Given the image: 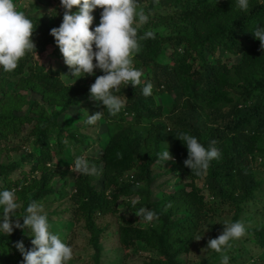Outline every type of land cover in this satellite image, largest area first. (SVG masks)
<instances>
[{
    "label": "trees",
    "instance_id": "trees-1",
    "mask_svg": "<svg viewBox=\"0 0 264 264\" xmlns=\"http://www.w3.org/2000/svg\"><path fill=\"white\" fill-rule=\"evenodd\" d=\"M142 1L138 7L148 20L137 28V37L145 31L154 35L139 40L140 50L132 59L134 67L147 69V77L135 87L122 84L114 92L127 99L118 114L109 115L98 101L91 104L92 82H79L88 75L65 84L57 70L45 69L36 59L48 47L58 50L48 34L58 27L56 21L25 14L35 26L31 36L35 49L20 58L14 71L0 69V153L18 150L8 147L15 138L22 141L20 149L25 152L0 164V189H15L20 204L13 218L22 223L19 218L32 200L40 202L45 212L51 203L68 198L74 223L89 233L94 264H100L99 238L105 230L96 225L95 215L117 214L119 200L127 212L145 207L158 215L143 227L126 219L121 222L117 229L121 251L125 254L140 243L154 254L143 264H181L177 258L189 252L204 224L228 213L229 222L239 221L241 215L253 222L249 208L261 204L264 196V181L259 178L264 172V50L251 34L255 25L264 24V0H250L247 11L238 10L236 0ZM159 30L168 32L162 35ZM164 46L170 50L169 60L160 62ZM217 48L239 57V62L232 66L211 62L205 54ZM147 82L153 90L145 97L141 89ZM23 92L31 94L30 99ZM159 94L173 98L164 114L153 98ZM24 104H29L28 113L21 116ZM88 107L104 110L100 120L107 140L100 156L88 160L97 173L75 172L72 191L67 193L68 178L54 160L64 158L65 148L84 146L90 138L82 134L84 127L63 128L60 120L74 108ZM177 131L194 135L205 148L215 141L220 158L210 162L203 174H193L183 164L187 150L175 138ZM162 144L174 158L165 173L187 181L185 188L150 201L149 186L159 176L152 167L161 166L157 152L165 147ZM59 176L64 183L55 190L52 181ZM201 178L210 200L195 183ZM133 196L138 198L135 203L129 199ZM54 212L46 213L49 223ZM253 227L246 228L247 236L240 242H230L225 252L228 264L248 258L249 244L264 247V225ZM26 233L27 229H14L8 236L0 233V264H22L14 244L22 241L25 250L32 247ZM204 264H220V254L213 250Z\"/></svg>",
    "mask_w": 264,
    "mask_h": 264
},
{
    "label": "clouds",
    "instance_id": "clouds-1",
    "mask_svg": "<svg viewBox=\"0 0 264 264\" xmlns=\"http://www.w3.org/2000/svg\"><path fill=\"white\" fill-rule=\"evenodd\" d=\"M249 4L250 0H236V7L240 11H247ZM59 6L63 9L61 23L51 28L48 34L64 65L75 79L93 75L94 69L100 71L102 75L96 76L94 83L89 86V98L100 102L109 115L118 114L127 99L114 92L122 84L135 87L141 83L142 71L134 67L132 58L140 50V39L153 38L151 31H145L143 37H137V28L147 22L148 15L138 7V0H59ZM73 8L76 11H71ZM94 9L102 11L98 25L90 30ZM34 29L32 20L17 9L14 0H0V69L4 72L14 71L20 58L35 49L31 39ZM251 34L264 50V24L255 25ZM152 90V83L147 82L141 94L148 97L152 95ZM104 110L88 115L85 124L93 125L99 121ZM175 138L187 150L184 166L195 175L206 172L210 162L221 156L220 150L214 146L215 141H210L205 148L194 135L186 131H177ZM162 145L165 147L157 152V163L161 165L174 160L167 145ZM71 168L82 175L98 171L82 155L75 157ZM19 207L15 189H0V233L8 236L14 229H27L26 234L31 237L32 247L27 250L22 241L14 244L22 257V264H67L72 259L73 249L51 230L43 205L36 200L30 201L24 210L25 214L19 218L22 223L13 218ZM135 216L146 223L158 220L155 211L145 207L139 208ZM245 234L246 226L241 221L225 222L222 232L216 238L209 239L206 248L220 254V264H228L229 257L225 252L231 247L230 242Z\"/></svg>",
    "mask_w": 264,
    "mask_h": 264
},
{
    "label": "rangeland",
    "instance_id": "rangeland-1",
    "mask_svg": "<svg viewBox=\"0 0 264 264\" xmlns=\"http://www.w3.org/2000/svg\"><path fill=\"white\" fill-rule=\"evenodd\" d=\"M146 0L142 1V4H145ZM14 3L18 10L23 11L25 14H29L34 17H38L43 21H56L57 26L61 23L63 9L59 6V0H14ZM75 9V8H73ZM72 9V10H73ZM56 15H55V13ZM102 9H94L93 10V21L90 25V30L92 27L98 25L100 12ZM55 15V16H54ZM160 34L165 35L168 31L159 30ZM170 50L167 46H164V51L160 58L158 59L160 62L165 60H169ZM206 58L211 62H215L219 60L221 63H225L228 66H232L239 62V57L232 56L224 52L222 49L217 48L213 54L206 52ZM36 59L39 60V63L45 69H52L54 71H58L60 79L65 84H73L75 77H71L70 70L64 65L62 57L58 50L51 49L48 47L41 56H37ZM142 77L141 83H143L147 77V69H141ZM102 75V73L98 70L94 69V74L89 77H84L79 82L87 83L88 81L94 83L96 76ZM79 79V78H78ZM123 87V86H120ZM7 89L12 90L11 85L7 86ZM30 99L31 94L22 93ZM26 98V99H27ZM154 100L157 105L162 106V113L166 112V107L169 103H172L173 98L168 97L167 95H154ZM91 104H95L96 101H93L89 98ZM31 104V102H30ZM27 106L29 104H24L21 111L18 112L19 115H27L28 109ZM96 112L95 110H91V107L86 109H72L70 116H66L64 119L60 120V125L63 128H80L84 127L82 132L87 138L84 142V146L76 147L71 149L70 147L65 148L63 150V157L59 160H54V165L59 169L60 174L64 175L67 179L66 182V192L69 193L72 191V179L75 176V172L71 165L76 156L82 155L87 160L96 159L100 156L101 150L105 145V140H107V135L105 132V127L103 128V123L101 120L95 122L93 125L85 124V120L88 115ZM102 133V134H101ZM100 134L103 135V138H99ZM96 142V143H95ZM24 145L19 139H11L8 141V147H16L18 150H11L9 152H1L0 153V164H6L10 160L18 159L20 155L24 154V149H20V146ZM170 166L169 162H165L160 167L153 166L152 170L157 173V176L149 186L151 189V197L150 201L159 200L162 197L163 193H171L174 192L184 186V183L187 181L186 179L179 180L178 174H166L165 171ZM28 169V168H26ZM16 174H18L16 172ZM259 178L264 181V172L259 173ZM63 177H56L52 181L53 188L57 190L63 185ZM197 187L201 188V193L204 196L205 200H210L208 192L204 186V178L197 180ZM97 189H101V185L96 184ZM185 188V187H183ZM264 188V183H263ZM55 198L57 194L53 195ZM262 197V196H261ZM131 201H137V197L133 196L129 198ZM262 203L256 204V206L250 207L249 211L253 214L254 221L248 222L242 218V215L239 219L242 223L245 224L246 228H254L256 225H264V196L261 198ZM118 211L117 214H107L105 216L95 215V223L98 227L105 229L99 238V245L101 247V259L100 264H119L117 263L118 258L122 259L121 264H143V261H146L150 257H153L154 254L145 251L142 244L137 243L134 247H132L128 252L124 254L121 251L118 239V225L123 222L125 219L131 221L138 227H143L147 225L142 218H138L135 216V212H127L122 206L121 200L118 201ZM71 204L68 198H61L58 202L51 203V206L46 208V213H50L52 211H57L51 213V230L60 235L61 239L68 245H71L73 249L72 259L67 262V264H94L93 262V254L94 250L92 245L89 242V233L84 231L74 223L73 216L71 215ZM48 215V214H46ZM245 217V216H244ZM231 218V213L226 215L219 216L217 218H213L209 223H206L199 229L196 240L189 248V252L186 254L180 255L177 260L181 264H204L206 260L212 255L213 250L207 249V241L212 238H216L223 230V224L225 222H229ZM26 231V229H24ZM247 235L240 237L233 242H240ZM201 237L199 240H197ZM29 246L31 243H28ZM238 246V245H237ZM248 258L238 260L232 264H250L253 260V264H264V247L259 246L258 244H249L248 246ZM229 256V255H227Z\"/></svg>",
    "mask_w": 264,
    "mask_h": 264
}]
</instances>
